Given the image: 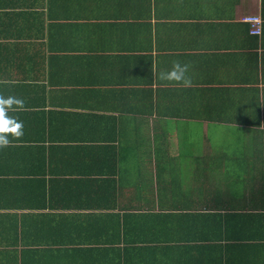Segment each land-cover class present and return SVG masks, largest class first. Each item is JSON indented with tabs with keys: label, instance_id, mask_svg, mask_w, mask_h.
Returning a JSON list of instances; mask_svg holds the SVG:
<instances>
[{
	"label": "crops",
	"instance_id": "0c3cea01",
	"mask_svg": "<svg viewBox=\"0 0 264 264\" xmlns=\"http://www.w3.org/2000/svg\"><path fill=\"white\" fill-rule=\"evenodd\" d=\"M8 95L0 264H264V0H0Z\"/></svg>",
	"mask_w": 264,
	"mask_h": 264
},
{
	"label": "clouds",
	"instance_id": "9594fccd",
	"mask_svg": "<svg viewBox=\"0 0 264 264\" xmlns=\"http://www.w3.org/2000/svg\"><path fill=\"white\" fill-rule=\"evenodd\" d=\"M188 72V64L173 61L169 70L158 73V80L180 87H190L191 79ZM23 105L24 101L18 97L0 96V148L8 146L12 139L23 135V122L10 115L11 112L22 109Z\"/></svg>",
	"mask_w": 264,
	"mask_h": 264
},
{
	"label": "built area",
	"instance_id": "2783aa9c",
	"mask_svg": "<svg viewBox=\"0 0 264 264\" xmlns=\"http://www.w3.org/2000/svg\"><path fill=\"white\" fill-rule=\"evenodd\" d=\"M250 28V35L253 37H260L263 33V22L258 17H250L243 21Z\"/></svg>",
	"mask_w": 264,
	"mask_h": 264
}]
</instances>
